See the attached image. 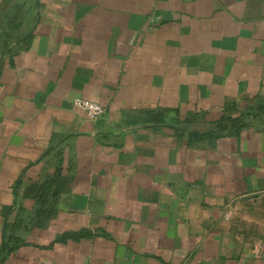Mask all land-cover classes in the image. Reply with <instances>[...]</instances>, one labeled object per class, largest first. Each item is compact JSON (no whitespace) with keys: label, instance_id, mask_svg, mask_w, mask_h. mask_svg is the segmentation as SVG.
<instances>
[{"label":"crops","instance_id":"crops-1","mask_svg":"<svg viewBox=\"0 0 264 264\" xmlns=\"http://www.w3.org/2000/svg\"><path fill=\"white\" fill-rule=\"evenodd\" d=\"M262 202L264 0H0V264H264Z\"/></svg>","mask_w":264,"mask_h":264},{"label":"rangeland","instance_id":"rangeland-1","mask_svg":"<svg viewBox=\"0 0 264 264\" xmlns=\"http://www.w3.org/2000/svg\"><path fill=\"white\" fill-rule=\"evenodd\" d=\"M234 220L255 241L264 239V203L242 204L235 209Z\"/></svg>","mask_w":264,"mask_h":264},{"label":"clouds","instance_id":"clouds-1","mask_svg":"<svg viewBox=\"0 0 264 264\" xmlns=\"http://www.w3.org/2000/svg\"><path fill=\"white\" fill-rule=\"evenodd\" d=\"M83 108L88 111L89 119H95L98 115H101L103 111L99 103L85 102V104L83 105Z\"/></svg>","mask_w":264,"mask_h":264},{"label":"built area","instance_id":"built-area-1","mask_svg":"<svg viewBox=\"0 0 264 264\" xmlns=\"http://www.w3.org/2000/svg\"><path fill=\"white\" fill-rule=\"evenodd\" d=\"M85 102H88V103H98V102H95V101H92V100H89V99H85V98H77V99L74 100V105L76 107H78L79 109L83 110L88 115V111L83 108V105L85 104ZM101 107H102V110H103L102 114L98 115L96 118H99L100 116H102L104 114V111H105L104 107L102 105H101Z\"/></svg>","mask_w":264,"mask_h":264}]
</instances>
